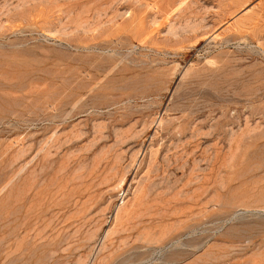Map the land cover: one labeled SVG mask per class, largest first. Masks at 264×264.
Instances as JSON below:
<instances>
[{
    "label": "rangeland",
    "instance_id": "1",
    "mask_svg": "<svg viewBox=\"0 0 264 264\" xmlns=\"http://www.w3.org/2000/svg\"><path fill=\"white\" fill-rule=\"evenodd\" d=\"M0 264H264V0H0Z\"/></svg>",
    "mask_w": 264,
    "mask_h": 264
},
{
    "label": "bare ground",
    "instance_id": "2",
    "mask_svg": "<svg viewBox=\"0 0 264 264\" xmlns=\"http://www.w3.org/2000/svg\"><path fill=\"white\" fill-rule=\"evenodd\" d=\"M106 42V41H105ZM101 44V43H100ZM98 46V45H97ZM91 49V48H90ZM92 52V51H91ZM102 54V53H101ZM93 62V61H92ZM108 62V61H107ZM84 64V63H83ZM95 64H96V62H95ZM105 64V63H104ZM108 65V64H107ZM95 66V65H94ZM88 67V66H87ZM100 67V66H99ZM103 68V67H102ZM110 69V68H109ZM111 69H112V67H111ZM92 70V69H91ZM101 70V69H100ZM104 70V69H103ZM103 70H101V71H103ZM93 71H94V69H93ZM96 71V70H95ZM106 71V70H105ZM98 71H96V72H94V73H97ZM108 72V71H107ZM108 74V73H107ZM99 75V74H98ZM87 78V77H86ZM89 78V77H88ZM104 80V79H103ZM102 82V81H101ZM77 83V82H76ZM86 85V84H85ZM96 85V84H95ZM100 86V85H99ZM122 86V85H121ZM120 88V87H119ZM65 89V88H64ZM127 89V88H126ZM70 90V89H69ZM76 90V89H75ZM61 91V90H60ZM90 91V90H89ZM99 91V90H98ZM123 92V91H122ZM69 93V92H68ZM66 94V93H65ZM51 95V94H50ZM72 95V94H71ZM77 95V94H76ZM53 98V97H52ZM58 99V98H57ZM59 101V100H58ZM87 101V100H86ZM56 103V102H55ZM58 103V102H57ZM84 103V102H83ZM76 104H78V103H76ZM55 105V104H54ZM61 105V104H60ZM81 106H83V105H81ZM55 107V106H54ZM87 107V106H86ZM72 108V107H71ZM71 110V109H70ZM61 111V110H60ZM130 112V111H129ZM57 113V112H56ZM62 115V114H61ZM59 116V115H58ZM18 118V117H17ZM52 118V117H51ZM109 163H111V162H109ZM114 166V165H113ZM109 167H111V166H109ZM90 170V169H89ZM101 171V170H100ZM108 173V172H107ZM100 175V174H99ZM109 175V174H108ZM105 176V175H104ZM102 179V178H101ZM109 179V178H108ZM93 180V179H92ZM107 180V179H106ZM103 181V180H102ZM92 183H94V180H93V182ZM92 183H90V184H92ZM103 183V182H102ZM106 182H104L103 184H105ZM112 183V182H111ZM99 184V183H98ZM101 184V183H100ZM107 184V183H106ZM35 185V184H34ZM97 185V184H96ZM92 186V185H91ZM89 187V186H88ZM97 187H99L98 185H97ZM101 187H104V186H102V184L100 185V188ZM93 188H94V186H93ZM87 188H85V190H86ZM91 189V188H90ZM90 189H89V191H90ZM95 190L97 189V188H94ZM93 189V190H94ZM93 190H91L92 192H93ZM94 190V191H95ZM103 191V190H102ZM104 192V191H103ZM85 193H87V191L85 192ZM95 193V192H94ZM95 194H97V192L95 193ZM90 197V196H89ZM91 197H93V196H91ZM147 197V196H146ZM82 198V197H81ZM89 199V198H88ZM35 201V200H34ZM85 201V200H84ZM88 201V200H87ZM31 203V202H30ZM95 203V202H94ZM51 204V203H50ZM82 204V203H81ZM123 204V203H122ZM84 205V204H83ZM88 205V204H87ZM91 205V204H90ZM96 206V205H95ZM85 207V206H84ZM89 207V206H88ZM87 207V208H88ZM85 209V208H84ZM90 209V208H89ZM88 209V210H89ZM84 211V210H83ZM87 211V210H86ZM131 212V211H130ZM41 213V212H40ZM87 214V213H86ZM84 221V220H83ZM81 222V221H80ZM79 222V223H80ZM86 222V221H85ZM83 224V223H82ZM82 226V225H81ZM115 228V227H114ZM81 229V228H80ZM108 232V231H107ZM106 232V233H107ZM111 232V231H110ZM109 233V232H108ZM105 235V234H104ZM70 236V235H69ZM109 236V234H107V236L105 237V238H107ZM107 240V239H106Z\"/></svg>",
    "mask_w": 264,
    "mask_h": 264
}]
</instances>
